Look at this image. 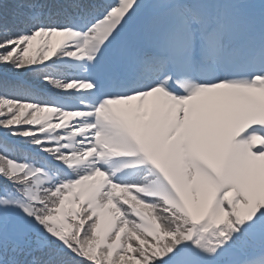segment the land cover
<instances>
[{
	"label": "snow or ice",
	"instance_id": "6c2138e0",
	"mask_svg": "<svg viewBox=\"0 0 264 264\" xmlns=\"http://www.w3.org/2000/svg\"><path fill=\"white\" fill-rule=\"evenodd\" d=\"M0 264H264V0H0Z\"/></svg>",
	"mask_w": 264,
	"mask_h": 264
},
{
	"label": "trees",
	"instance_id": "16d2710c",
	"mask_svg": "<svg viewBox=\"0 0 264 264\" xmlns=\"http://www.w3.org/2000/svg\"><path fill=\"white\" fill-rule=\"evenodd\" d=\"M14 2V1H13ZM11 20H12V17H11V15H9L8 16V21H9V23L11 22Z\"/></svg>",
	"mask_w": 264,
	"mask_h": 264
}]
</instances>
